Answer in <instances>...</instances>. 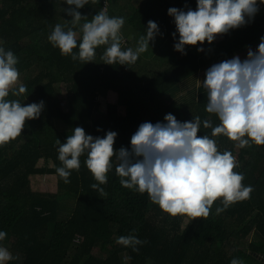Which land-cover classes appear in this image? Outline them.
Instances as JSON below:
<instances>
[{"label": "trees", "instance_id": "obj_1", "mask_svg": "<svg viewBox=\"0 0 264 264\" xmlns=\"http://www.w3.org/2000/svg\"><path fill=\"white\" fill-rule=\"evenodd\" d=\"M105 4L107 15L124 18L123 38L132 32L146 35L151 20L174 46L179 33L168 10L197 8V0H90L81 14L91 20ZM260 4L258 0L259 11L244 26L217 36L216 43L185 46L186 54L160 52L165 57L160 54L155 59L168 65L145 77L136 72L142 58L134 64H105L101 57L106 46L96 49L90 63L74 61L53 47L48 36L56 24L66 30L71 27L65 0H0V47L17 57L19 79L27 89L21 96L10 92L6 99L44 102L39 119L27 120L19 137L0 145V231L7 233L0 246L19 257L7 264H231L233 258L264 264V146L250 144L237 151V142L223 135L213 137L212 128H204L203 121L209 120L213 127L220 121L206 111L207 90L202 84L190 101L183 93L175 97L176 90L190 87L201 69L257 50L264 37V4L262 8ZM206 45L208 49L200 53ZM73 51L78 54V48ZM59 83L67 86L66 102L58 95ZM110 91L117 94L116 100L101 112L99 98ZM168 113L180 122L200 117L198 135L214 139L221 153L233 154L234 171L244 176V186L253 188L249 199L219 214L216 208L223 205L217 200L207 218L193 220L172 217L147 193L124 188L115 171V157L107 183L100 185L103 194L91 187L98 182L86 167V153L80 157L79 170H71L69 183L57 174L62 164L56 141L66 142L74 128L82 127L93 137L116 132L114 151L122 147L130 151L138 127L144 122H165ZM39 175L55 176L57 192L33 191L30 178ZM129 234L147 243L135 252L115 242ZM96 249L103 250L104 256H97Z\"/></svg>", "mask_w": 264, "mask_h": 264}, {"label": "clouds", "instance_id": "obj_2", "mask_svg": "<svg viewBox=\"0 0 264 264\" xmlns=\"http://www.w3.org/2000/svg\"><path fill=\"white\" fill-rule=\"evenodd\" d=\"M65 3L70 6L65 12L71 17V27L66 30L65 26L56 24L48 40L62 55L71 56L74 61L90 63L96 49L106 46L101 57L105 64H134L159 33L158 24L150 20L146 35L139 38L135 50H122L123 17L107 15L105 4L89 20L80 9L90 0H65ZM258 11V0H197L196 10L170 8L168 14L174 17L179 33L175 50L186 54L185 46L194 47L205 41L211 44L217 36L244 26L246 17L253 18ZM77 48L78 54L73 51ZM17 63L12 51L0 47V145L19 137L25 122L39 119L44 108L43 101L22 104L19 100L6 99L10 92L21 96L27 91L23 84L18 90L15 88L20 76ZM201 83L207 90L206 111L220 121L213 127L209 120H204V128H212L213 137L226 136L240 148L250 144L264 146V37L256 51L248 50L247 59L235 56L213 64ZM164 120V123H142L131 137V150L122 147L118 152L114 151L116 132L93 137L82 127H76L66 142L56 141L62 164L56 172L69 183L71 170H79L80 157L86 153V167L98 182L91 187L103 194L100 185L107 183V173L115 157L118 161L115 171L124 188L147 193L153 204L172 217L180 215L193 220L207 218L217 200L223 205L216 208L219 214L230 205L250 198L253 188L244 186V176L234 171L237 164L233 154L221 153L214 139L198 135L199 116L180 122L168 113ZM6 236L7 233L0 231V241ZM115 242L135 252L139 251L138 245L147 243L132 234L120 236ZM14 258L19 257H13L7 248L0 246V264ZM231 264L244 262L233 258Z\"/></svg>", "mask_w": 264, "mask_h": 264}, {"label": "rangeland", "instance_id": "obj_3", "mask_svg": "<svg viewBox=\"0 0 264 264\" xmlns=\"http://www.w3.org/2000/svg\"><path fill=\"white\" fill-rule=\"evenodd\" d=\"M108 8V6H107ZM107 11V9H106ZM114 15L115 12H114ZM248 17H246L247 19ZM133 35H130L129 37H124L123 44L121 45V48H132L133 50H135V48L138 45V41H139V36L136 34V32H132ZM165 35L163 34V32H159L155 39L153 41H150V46L148 48V50L144 53H142L139 58H142V61H140V63L137 65L136 68V72L138 71L139 73H142L145 77L150 76V75H154L157 74L159 71H161L162 69H164L168 63L164 62L163 60H156L155 57L157 55H160V52H165V55H168L169 53L172 52H176L178 55V52L175 50V46L173 43H171L172 41L167 40L165 37ZM218 37H216L214 39L213 42H217ZM161 44V45H160ZM208 45V44H207ZM202 46L201 48L203 49V51H199L200 53H204L207 49L208 46ZM256 51V50H253ZM247 52H244L240 55H238L240 57L241 60H245L247 59ZM162 55V54H161ZM163 58L165 57L164 55H162ZM149 57V58H148ZM234 57L231 58H227V59H232ZM226 60V59H224ZM223 60V61H224ZM209 68L203 70L201 69L198 73V76L196 77V79L192 82L189 83L190 87L189 88H185L186 90H183V88H181L178 92L176 90V96L178 97L179 95H181V93H183V97L190 101L193 97V94L197 92V87L199 85H201L202 81L205 79V73ZM153 77V76H152ZM22 84V80L19 79V82L17 85ZM57 88V92L59 97L64 100V102H66L67 100V96H68V91H67V86L64 83H59L56 85ZM116 96L117 94L113 91H110L106 96H101L100 99V111L104 112L106 110V105L109 102H114L116 100ZM164 123V122H161ZM59 128L62 129V127L58 126ZM18 146L15 148V150H17ZM239 150V147H237V151ZM13 153V151L11 152V154ZM40 165H44V162L41 161ZM48 165H50V167H52V163L48 162ZM31 188L33 191H37V192H52V193H56L58 190V182H57V178L55 176H51V175H39V176H32L31 178ZM70 207L72 206V204L69 205ZM95 254L97 256H104L103 250L101 249H96L95 250Z\"/></svg>", "mask_w": 264, "mask_h": 264}, {"label": "built area", "instance_id": "obj_4", "mask_svg": "<svg viewBox=\"0 0 264 264\" xmlns=\"http://www.w3.org/2000/svg\"><path fill=\"white\" fill-rule=\"evenodd\" d=\"M263 4H264V3H261V4L259 5V7L262 8V7H263Z\"/></svg>", "mask_w": 264, "mask_h": 264}]
</instances>
